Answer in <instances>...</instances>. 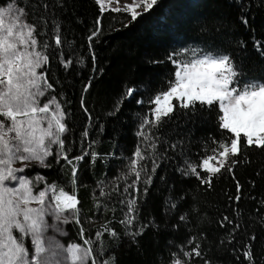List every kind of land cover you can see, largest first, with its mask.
Masks as SVG:
<instances>
[{
  "label": "trees",
  "instance_id": "1",
  "mask_svg": "<svg viewBox=\"0 0 264 264\" xmlns=\"http://www.w3.org/2000/svg\"><path fill=\"white\" fill-rule=\"evenodd\" d=\"M9 5L25 10L39 50L49 56L41 71L52 88L41 101L55 96L66 114L63 138L78 169L81 223L66 225L64 241L90 239L100 264H173L178 258L184 264H264V150L242 149L232 170H222L209 185L201 183L208 174L197 168L198 178L189 164L212 155L214 141L229 135L217 126L216 108L176 107L158 128H142L152 118L150 101L173 79L169 57L177 60L186 49L228 55L242 83L264 81V0H158L135 21L128 12L101 11L96 0H0V8ZM129 88L133 95L125 96ZM142 130L152 139L141 137ZM137 148L145 170L139 191L126 192L134 177H121ZM52 152L49 167L32 165L24 174L71 192L72 165ZM85 152L83 160L74 159ZM133 198L135 219L126 225ZM104 225L116 235L104 232L97 240ZM197 246L200 256L184 255Z\"/></svg>",
  "mask_w": 264,
  "mask_h": 264
},
{
  "label": "snow or ice",
  "instance_id": "2",
  "mask_svg": "<svg viewBox=\"0 0 264 264\" xmlns=\"http://www.w3.org/2000/svg\"><path fill=\"white\" fill-rule=\"evenodd\" d=\"M96 3L103 11V0H96ZM157 4L158 0H134V4L126 6L125 10L135 21L143 14L136 11L137 8L142 6L143 12H148ZM112 10L121 11L120 8ZM24 16L23 8L16 10V13L11 6L0 8V264H53L54 258L61 255L63 259L58 264H100L94 255L92 241L83 239V227L79 229L83 244L65 246L54 239H45V233L53 227L49 218L58 222L55 230L61 233L59 223H68L70 217L76 224L81 223L80 201L75 194L78 169L67 154L63 137L68 128L61 103L55 96L43 103L41 101L52 88L46 72L40 71L47 65L49 56L39 50L41 42L37 39V28L26 22ZM55 44H62L59 35L55 36ZM43 48L47 49L48 45L43 44ZM169 59L175 65L173 79L168 82L167 90L161 91L150 101L154 105L152 118H145L142 128H158L176 107L216 108L217 126L229 135L219 142L214 141L216 147L211 149L212 155L203 158L198 165L189 164L191 174L198 178L200 172L197 168L207 173V178L201 179V183L210 185L213 176L222 170H232L230 164L237 162L233 158L238 157L242 149L254 147L264 150V81L242 83L228 55L193 50L192 56L186 60L178 61L171 56ZM70 63H65V67ZM133 92L134 89L129 88L125 96H131ZM173 101L177 102L176 105ZM138 134L145 140L152 139L143 130ZM83 135H88L87 129ZM53 145L57 146V156L72 165L69 173L71 192L55 183L46 184L42 190L36 191V184L43 183L44 177L37 175L34 183L27 176L17 175L32 164L49 167L46 161L53 154ZM150 147L155 151V143ZM87 155L89 153L85 152L74 159L78 162ZM91 156L93 160L96 159L94 152ZM143 159L144 153L137 148L129 164V173L121 177L125 180L129 174L134 177L124 191H139L136 185L141 180V172L145 170L140 164ZM212 161H216V164ZM17 163L22 166L16 167ZM155 167L153 163V172ZM9 182H15V186H9ZM144 182L151 183V177ZM136 204L135 198L127 202L128 217L122 223H133L135 217L131 214L137 211ZM224 219L228 220L227 217ZM102 227L103 232L97 230L95 234L97 240L102 238L104 232L116 235L107 225ZM29 238L30 246L26 243ZM197 249L198 246L184 255L194 253L200 256ZM245 256L252 259L250 251ZM103 264H114V259L106 260ZM173 264H184V261L178 258Z\"/></svg>",
  "mask_w": 264,
  "mask_h": 264
},
{
  "label": "rangeland",
  "instance_id": "3",
  "mask_svg": "<svg viewBox=\"0 0 264 264\" xmlns=\"http://www.w3.org/2000/svg\"><path fill=\"white\" fill-rule=\"evenodd\" d=\"M134 4V0H103V5H104V10L103 11H106V10H111L113 11L112 9L114 8H120L121 11L120 12H127L125 10L126 6H131ZM11 6V5H9ZM9 6H6V7H2V9H7L9 8ZM100 6V5H99ZM12 9H13V12L16 13V9L11 6ZM136 11L138 12H143V7L141 6L140 8H137ZM129 13V12H128ZM130 14V13H129ZM193 54V49H186L182 52H180L178 55H177V60H186L187 58L191 57ZM41 71V70H40ZM43 103V102H42ZM55 150V154L57 155V146L56 145H53L52 146ZM211 163L213 164H216V161H212ZM32 165H37L38 164H32ZM32 165H30L29 167H31ZM16 167H21L22 165H20L19 163H17L15 165ZM218 166V164H217ZM28 167V168H29ZM27 169V168H26ZM25 172V171H24ZM23 173H18L17 175H24L25 174ZM129 173V172H128ZM130 175V174H129ZM128 175V176H129ZM36 177V176H35ZM35 177L33 178V181L35 183ZM47 183H37L36 184V187H35V190L38 191V190H42L45 185ZM9 186H15V182H9ZM65 215H69L68 213H65ZM75 222L74 220L69 219V222L68 223H59V227L60 229H62V233L61 232H57L55 230V226L56 224L58 223L57 221L54 220V218H49V223L53 225L52 228H50L46 233H45V239L48 240V239H54L55 241L59 242L60 244H63L65 246H67L68 244H71L72 242H65L64 240L68 237V232L67 230L65 229L66 228V225L68 224H71ZM29 246H30V238H29V242H28ZM83 244V243H82ZM63 259V256H59L57 258H54V262L53 264H58V261L62 260ZM183 261V260H182Z\"/></svg>",
  "mask_w": 264,
  "mask_h": 264
}]
</instances>
